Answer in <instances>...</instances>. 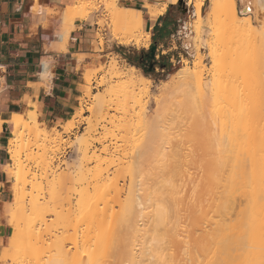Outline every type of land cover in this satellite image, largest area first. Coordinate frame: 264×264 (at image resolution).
Masks as SVG:
<instances>
[{
	"label": "rangeland",
	"instance_id": "374dc122",
	"mask_svg": "<svg viewBox=\"0 0 264 264\" xmlns=\"http://www.w3.org/2000/svg\"><path fill=\"white\" fill-rule=\"evenodd\" d=\"M168 1L173 4L171 11L179 13L183 20H190L189 30L177 42L175 51L179 61L173 70L156 75L143 74L136 67L134 70L123 60L121 44H138L133 36L127 43L120 42L131 33L128 35L127 29L123 36L125 27L110 19L108 8L114 3L121 6L118 0H76L75 7L68 6L73 9L72 15L68 18L64 14L65 24L61 29L66 31L67 38L75 17L84 19L90 13L96 15L100 48L95 57L98 60L83 69V92L72 116L54 125L37 122L39 129L47 131V137H36L21 125L15 134L9 128L10 164L6 171L12 198L4 204L0 220L7 223L10 233L0 244V261L7 264H156V255L170 247L173 240L180 246L181 259L186 255L183 242L193 233L191 220L199 219L203 210L213 214L217 209L219 215L215 212L213 217L220 216L222 228L216 237L215 225L206 226L212 235L207 241L205 264H210L216 240L223 241L225 246L229 244L223 250L222 264L249 262L264 253V220L252 229L245 221L247 216L237 212L238 204L248 206L256 204L255 200L261 203L264 198L260 200L256 196L257 199H251L253 203L249 194L239 197L242 190L247 187L250 190L255 185L249 176L242 179L238 173H230L235 146L225 136H219L222 124L218 123L217 108L233 102V94L227 102L214 101L201 96L194 84L184 86L171 82L175 71L185 65L192 66L198 56L207 68L202 73V82L216 79V75L208 73L209 67L227 54L225 50L235 52L249 35L246 30L248 37L243 31L235 32V25L226 23L225 16L230 15L211 14V0H204L198 36L194 31V25H198L194 0H183V4L178 0ZM235 8L241 14L242 6L237 0ZM259 8L252 17L261 30L264 8ZM144 34L148 33L143 27L139 46L147 41ZM210 45L217 54H209ZM226 67L231 78L227 74L226 77L231 82L237 80V67ZM140 73L149 79L147 93L138 86L135 89L129 86V76L138 79ZM27 113H14L11 118L18 123ZM229 129V126L223 128L228 133ZM223 130L221 133L225 134ZM150 141L155 149L151 147L148 152ZM146 156L152 158L149 165L146 160L142 162ZM23 173L27 183L22 187V182L15 183L17 178L22 179ZM13 185L19 189L16 194ZM15 195H20L19 206L15 208L16 221L9 213ZM81 195L84 206L97 208L95 219L81 213ZM161 208H166V220H160ZM40 215L44 221L38 218ZM158 218L162 224L157 222Z\"/></svg>",
	"mask_w": 264,
	"mask_h": 264
},
{
	"label": "crops",
	"instance_id": "0c3cea01",
	"mask_svg": "<svg viewBox=\"0 0 264 264\" xmlns=\"http://www.w3.org/2000/svg\"><path fill=\"white\" fill-rule=\"evenodd\" d=\"M75 1L0 0V213L12 198L6 171L10 164L7 151L10 125L4 121L14 113L25 114L29 110H35L38 121L46 125L67 120L83 92L84 67L97 63L95 55L100 46L94 13L84 19H73L66 47L56 38L65 24L66 8L73 6ZM118 2L121 6L141 10L145 32L150 34L148 44H121L124 46L123 60L146 75L173 69L179 61L175 51L177 42L182 38L180 35L189 30L190 20H183L179 13L171 11L172 3L168 0ZM164 2L167 7L163 13L156 17L148 14L147 3L160 5ZM141 51L144 58L140 57ZM148 52L150 57L146 59ZM46 61L48 67L44 64ZM9 233L7 223L0 220V244ZM0 264L7 262L0 261Z\"/></svg>",
	"mask_w": 264,
	"mask_h": 264
},
{
	"label": "bare ground",
	"instance_id": "6f19581e",
	"mask_svg": "<svg viewBox=\"0 0 264 264\" xmlns=\"http://www.w3.org/2000/svg\"><path fill=\"white\" fill-rule=\"evenodd\" d=\"M203 2L204 0H194L193 2L195 6L196 20L198 21V25H194V28H195L194 31H196L198 36L201 33V27L199 26V22H201L200 12L203 6ZM237 2L241 4L242 6L240 10L241 14H238L236 11V8H235L236 0H211L210 13L211 14L224 13V15L226 14L230 15V16H225L226 19L228 20L226 23L232 24V25L234 24L235 25L234 31L235 32L237 31L240 34L243 31L245 35V30H246V34L248 33L247 35H249V39H248L249 41L243 40L244 42L243 41H242L243 43L241 42L242 46L241 45L238 46L239 49H237L238 47H236L235 52L233 49V53H235V55L233 53L231 54V52L229 53L227 50H225V52L223 51L224 53L227 52V54L224 55L222 59H218V60L216 59L217 61L215 60L216 62H214L207 70L208 73L212 72V75L214 74L217 77L216 79H213L211 82L206 83V84L202 82V73L207 68H205V66L202 65V58L200 56L198 57L195 56L196 59L194 58L195 61L193 60L194 62H192L193 63L192 66L189 67L188 65L187 66L185 65L179 68L177 71H175L174 74L176 76H174V79L173 77H171L172 78L171 82H173V84L174 83L180 84V85L182 84L184 86H189V85L194 84L195 87L194 86L193 87L198 88L197 91L201 96L205 98H209L210 100H214V101L215 100L226 101L227 99H231L230 96L231 94H233V97H234L233 102H230L227 105L224 104L225 106L222 105L219 108H217V111L220 113V116L217 117V119H218L219 125L221 126L222 124V127H221L222 130L223 128L227 129L228 126L230 128L229 133H228V130L222 131V132L225 131V134L221 133V128H219V131H220L219 136H221V138L222 136H225L224 138L227 139V142L230 145L235 146V147L233 146L234 147L233 155L235 152V157L234 158L232 157L231 159L234 162L229 163L230 166L231 165L233 166V170H230V173H234V172L238 173V175L241 176V178L244 176L245 177L249 176L252 179L251 181L254 182V185H255L250 190L248 187L247 189L242 190L239 193V197L241 198L249 194L250 200L255 199L256 196L257 198L259 197V199L261 200L262 199L261 197L264 198V28L260 30V28L258 27L260 25L257 26L255 24L256 18H253L252 15H255L257 6H259L260 8H264V0H237ZM145 6L148 9L149 15L151 17H156L157 15L165 11L167 7V2H164L159 6H156V5L153 7H149L147 5ZM108 9H110L109 11L110 19H112L115 23H118L119 26L125 27V32L122 33L123 36H124V33H126L127 29H128L127 33L128 32L131 33V35L130 33H128V35H130L129 37L128 36L124 37L123 40L121 41L119 40V41L122 43H127L129 42V38L133 36V39L135 40L136 44H138L139 46L140 41H141L139 39L140 38L139 35H142L143 27H144L142 11L136 8H132V7L119 6L117 3H114L111 6H109ZM71 11H73V9L68 8L67 13H65V15L67 17L69 15H72L70 14ZM228 11L229 12L231 11L230 12L231 14L228 13ZM148 34H146L147 40L149 38ZM56 38L62 39V44L65 45L67 42L66 31L65 30L60 31L56 35ZM193 39L196 40L195 38ZM188 40H191V38ZM204 42H205V39L203 43ZM66 46L67 45H65V47ZM191 46L189 47V49L191 48ZM208 49H209V54L211 55H214L215 53L217 54L216 50L211 45L209 46ZM229 54L231 57L229 56ZM215 56L219 57L218 55H215ZM213 57L214 56H212V58ZM184 62L187 63V60L185 59ZM46 63L47 61L44 62V64ZM226 66H229V67L232 66L235 69L237 67V69L235 70V76L237 74L238 79L237 80L234 79L235 82L230 81L231 77L230 75H228L229 72L228 74L226 73L225 69L228 68ZM131 68L134 70L136 69L134 66H131ZM226 74L230 78L226 77ZM128 81H129L128 82L129 86L132 87L133 89H135V87L138 86L139 89H141V91H143L144 93L148 92L149 79L142 73L139 74L138 79H135V77L130 75ZM37 122H38V116L35 110H29L27 113V116L23 115V118L20 119L18 123L15 122L12 118L4 121L6 125H10L12 127V133L14 134L16 133V130L18 129V127L21 125L27 128L28 131L30 133H33V135L36 137L41 136V135H44L45 137H47V131H45L44 129L42 130L39 129ZM1 123L2 121H0V127H1ZM225 125L227 128L224 127ZM153 128L154 127H152V129ZM151 137L153 138V136ZM151 137H149V139ZM224 138L222 139L223 141H224ZM229 138L231 141L229 140ZM152 144L153 142L150 141V143L148 144L149 147L147 149L148 152L150 151L151 147H152V150L153 148L155 149L154 147L155 145L152 146ZM153 152L155 153V151ZM148 159L150 160V157L148 156L143 157L142 159L143 164L146 160V165L147 164L149 165L150 162L152 161V158L150 161L147 162ZM43 161L44 160H42V162ZM44 162L45 164L47 163L46 161ZM10 173L14 175L12 171H10ZM25 177H26L25 173H23L22 179L20 180L19 178H17L16 183L13 182V184L15 183L17 185L18 182H22V187H23L25 182L27 183L26 181L27 179ZM246 182L245 184H247ZM13 187L12 188L15 189L14 185ZM18 190L19 189L16 186L15 194L16 192L17 193L19 192ZM81 199H82V202L80 200V203H79L81 204L80 205L81 213L85 214L91 220L95 219L94 216L98 212L97 208L93 206L92 207L90 206V208H87V205L84 206L85 202H84L83 195H81ZM255 201L254 202L256 204H252V205L249 204L248 206H242L241 204H238V209H237L238 215L247 216V218H245V221L248 223V225L252 229L254 228V226H256V224L259 221L264 220V199L261 200V203H257L259 202L258 200H255ZM251 202H253V200H251ZM19 203H20V195L18 196L15 195V201L13 202L14 206H12L9 210V213H12L14 221L17 220L15 208L19 206ZM161 209H162L161 211L163 213V217H161V212H159L160 214L159 217L161 218L160 220H162L163 218L166 220L165 218L166 214L164 215L166 208H164L165 211L163 210V208ZM215 212L217 213V215H219L220 211L217 209L215 210ZM215 212H213V214H210V212L203 210L201 212V217L199 219L191 220L190 223L193 229V233L191 234L190 239L183 242V245H184L183 250L186 254L183 258L181 259L179 258L180 246L175 245L174 240H173L170 247L161 249L159 254L156 255V259H157L156 264H205L204 260L206 259V256H207L206 255L207 241L209 239V235H212V232L209 231V228L211 225H215L214 228L217 230V234L214 231L216 234V237L219 236L220 234L219 231L222 228L220 225L221 224L220 216L213 217L214 214L216 215ZM42 217L44 216L40 215L38 218L42 219ZM42 220H40V222ZM160 220L158 218L157 222L159 224L160 223L162 224L163 222L162 221L160 222ZM96 221H98V219H96ZM206 226H209V228L206 229ZM164 228L166 230V226ZM196 230H200V232L197 233ZM223 245H224L223 241L222 243L219 240L215 241L212 247V250H211L212 256L209 259L210 264H222L223 262L222 260L225 259V258L223 259L224 257L223 254L225 252L224 248L227 247L229 244L227 246L224 245V247ZM228 251H230L229 248H228ZM227 254H229V252H227ZM13 262H17V261L13 258ZM241 263L242 264H264V253H262V255L259 256L257 259H254L249 262H241Z\"/></svg>",
	"mask_w": 264,
	"mask_h": 264
},
{
	"label": "trees",
	"instance_id": "16d2710c",
	"mask_svg": "<svg viewBox=\"0 0 264 264\" xmlns=\"http://www.w3.org/2000/svg\"><path fill=\"white\" fill-rule=\"evenodd\" d=\"M173 6V4H171L170 5V8ZM149 52H150V50H149ZM149 52L146 54V59H149V57H150V54H149ZM140 57H143L144 58V52L143 51H141V54H140ZM173 69L171 68L168 72H171ZM145 72H147V70L145 69L144 70Z\"/></svg>",
	"mask_w": 264,
	"mask_h": 264
},
{
	"label": "water",
	"instance_id": "95a60500",
	"mask_svg": "<svg viewBox=\"0 0 264 264\" xmlns=\"http://www.w3.org/2000/svg\"><path fill=\"white\" fill-rule=\"evenodd\" d=\"M179 4H183V0H178ZM186 11H188V9L185 8ZM194 14V12H193Z\"/></svg>",
	"mask_w": 264,
	"mask_h": 264
}]
</instances>
